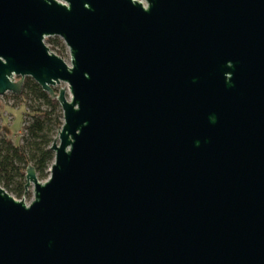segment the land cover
<instances>
[{
    "label": "water",
    "instance_id": "95a60500",
    "mask_svg": "<svg viewBox=\"0 0 264 264\" xmlns=\"http://www.w3.org/2000/svg\"><path fill=\"white\" fill-rule=\"evenodd\" d=\"M145 2L0 0V102L32 77L64 117L0 264H264V0Z\"/></svg>",
    "mask_w": 264,
    "mask_h": 264
},
{
    "label": "trees",
    "instance_id": "16d2710c",
    "mask_svg": "<svg viewBox=\"0 0 264 264\" xmlns=\"http://www.w3.org/2000/svg\"><path fill=\"white\" fill-rule=\"evenodd\" d=\"M48 40L52 45L50 49L63 57L68 49L64 39L52 36ZM14 96L28 109L25 113L27 123L22 144L0 134V185L22 198L27 190L26 171L30 165L36 168L40 180H47L50 176L49 169L56 156L51 146L64 124V117L58 100L52 99L32 77L26 78L21 95Z\"/></svg>",
    "mask_w": 264,
    "mask_h": 264
},
{
    "label": "rangeland",
    "instance_id": "374dc122",
    "mask_svg": "<svg viewBox=\"0 0 264 264\" xmlns=\"http://www.w3.org/2000/svg\"><path fill=\"white\" fill-rule=\"evenodd\" d=\"M140 1V0H139ZM143 1V0H142ZM46 43L48 46H52L47 38ZM63 58L71 63L70 61V51L67 49L65 51ZM67 87L68 83H61L56 86V89L59 90L61 87ZM12 92L6 93L1 96L0 102V134L3 137H7L17 144H22V138L25 133L24 126L27 123L26 111L28 109L25 107L24 102L19 100L14 96ZM59 132V131H58ZM56 133L55 137L58 135ZM46 181V180H42ZM16 197L15 195H12ZM19 200H24L27 203H31L34 197V186H31L26 190L22 198L16 197Z\"/></svg>",
    "mask_w": 264,
    "mask_h": 264
},
{
    "label": "built area",
    "instance_id": "2783aa9c",
    "mask_svg": "<svg viewBox=\"0 0 264 264\" xmlns=\"http://www.w3.org/2000/svg\"><path fill=\"white\" fill-rule=\"evenodd\" d=\"M143 2H145V0H143ZM147 2H145V4H146ZM46 41H47V38H46ZM48 45V44H47ZM49 47H51V46H49ZM68 48V47H67ZM51 51H55V50H51ZM56 52V51H55ZM57 53V52H56ZM18 79V78H17Z\"/></svg>",
    "mask_w": 264,
    "mask_h": 264
}]
</instances>
